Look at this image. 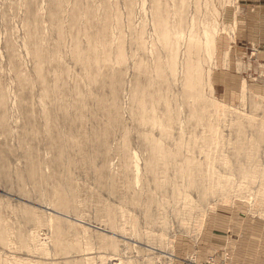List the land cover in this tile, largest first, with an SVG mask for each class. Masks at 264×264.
I'll use <instances>...</instances> for the list:
<instances>
[{
  "label": "rangeland",
  "instance_id": "obj_1",
  "mask_svg": "<svg viewBox=\"0 0 264 264\" xmlns=\"http://www.w3.org/2000/svg\"><path fill=\"white\" fill-rule=\"evenodd\" d=\"M263 41L264 0H0V264H264Z\"/></svg>",
  "mask_w": 264,
  "mask_h": 264
},
{
  "label": "crops",
  "instance_id": "obj_2",
  "mask_svg": "<svg viewBox=\"0 0 264 264\" xmlns=\"http://www.w3.org/2000/svg\"><path fill=\"white\" fill-rule=\"evenodd\" d=\"M263 19L261 18V21H262ZM262 26V25H261ZM260 29H263L262 27L260 28ZM264 42V41H263ZM262 53V52H261ZM260 57H263L264 58V53H262V54H260Z\"/></svg>",
  "mask_w": 264,
  "mask_h": 264
}]
</instances>
